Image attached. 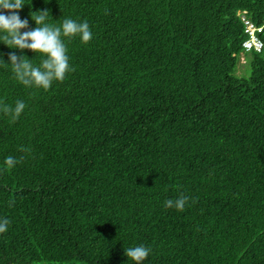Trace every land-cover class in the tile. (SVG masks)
I'll return each instance as SVG.
<instances>
[{"label": "trees", "instance_id": "obj_1", "mask_svg": "<svg viewBox=\"0 0 264 264\" xmlns=\"http://www.w3.org/2000/svg\"><path fill=\"white\" fill-rule=\"evenodd\" d=\"M24 3L22 33L48 10L93 38H63L75 71L48 90L9 54L46 57L0 42V101L26 104L0 112V264H135L139 245L142 264H264V47L245 50L242 19L264 43V0Z\"/></svg>", "mask_w": 264, "mask_h": 264}, {"label": "clouds", "instance_id": "obj_2", "mask_svg": "<svg viewBox=\"0 0 264 264\" xmlns=\"http://www.w3.org/2000/svg\"><path fill=\"white\" fill-rule=\"evenodd\" d=\"M24 5V0H0V42L11 49L21 51L29 49L46 57L36 66L26 56H18L15 52L9 54L11 70L17 81L26 87L34 86L48 90L54 81H63L66 73L75 71L69 63L68 49L63 38L70 40L79 35L83 43H88L93 38V34L87 21L80 23L66 18L59 26L48 23V10L30 13L37 27L22 33L21 29L29 28L28 19L22 20L18 14V10H21ZM25 108L26 104L20 100L15 102L14 107L0 101V112L8 116L11 123L19 119ZM21 151L28 152L30 149L22 146ZM19 159L22 161L24 157ZM17 163L18 160L12 156L5 159L7 170H11ZM188 201L189 197L181 193L175 200H166L165 207L183 211ZM14 203V200L10 201L9 206H13ZM9 223L7 218L0 221V233L7 231ZM150 251L151 249L146 246L139 245L126 249L125 254L135 264H142Z\"/></svg>", "mask_w": 264, "mask_h": 264}, {"label": "built area", "instance_id": "obj_3", "mask_svg": "<svg viewBox=\"0 0 264 264\" xmlns=\"http://www.w3.org/2000/svg\"><path fill=\"white\" fill-rule=\"evenodd\" d=\"M245 32L247 33V38L243 41V47L246 51L255 49L261 51L264 47V43L259 36V32L263 30V25H257L248 16H242Z\"/></svg>", "mask_w": 264, "mask_h": 264}, {"label": "rangeland", "instance_id": "obj_4", "mask_svg": "<svg viewBox=\"0 0 264 264\" xmlns=\"http://www.w3.org/2000/svg\"><path fill=\"white\" fill-rule=\"evenodd\" d=\"M244 65H245V59L242 56L241 59H240V62L238 64L237 75H239V76H249L250 67H248V71H247Z\"/></svg>", "mask_w": 264, "mask_h": 264}]
</instances>
